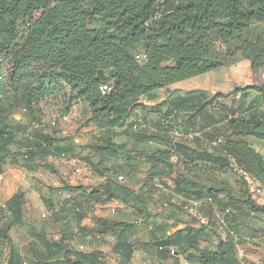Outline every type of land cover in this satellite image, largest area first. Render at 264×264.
<instances>
[{"label":"trees","instance_id":"obj_1","mask_svg":"<svg viewBox=\"0 0 264 264\" xmlns=\"http://www.w3.org/2000/svg\"><path fill=\"white\" fill-rule=\"evenodd\" d=\"M26 1L0 0V51L11 67L7 76L14 104L23 105L27 110L28 125L31 126L40 121L36 119V106L60 86L68 89L72 99L85 100L91 112L89 122L110 135L105 142L89 146L99 156L95 171L101 175L111 173L105 168L107 161L118 160L129 153L127 146L115 143L111 135L115 134L116 128H124L126 118L141 106V98L172 84L227 67L234 53L226 54L235 44L239 45L238 50L250 61L253 70L264 66V37L255 42L246 38L253 24H264V0H247V10L243 9L242 0ZM19 20L25 28L23 33ZM99 24L104 26L97 27ZM217 43L221 46L216 53ZM140 47L146 56L143 62L135 57ZM224 49L225 55L221 56ZM36 68L38 71L34 72ZM26 74L31 75L34 83L25 80L21 85V78ZM104 83L113 85L106 96L100 92ZM238 90L248 92L256 87ZM222 96L217 95L218 98ZM180 101L181 98L176 96L167 105V112L172 109L167 118L176 117ZM163 110L159 109V114ZM8 119L7 111L1 109L0 159L11 157L13 165L27 167L36 158H58L65 152L67 138L57 139V132L49 134L37 130L18 141ZM250 119V123L248 118L241 122L230 120L232 127L241 129L237 139H227L221 146L222 153L206 155V160L224 169L232 168L233 159L264 189V158L247 141L254 138L264 142V112ZM219 139L216 144L222 142H217ZM59 141L63 144L59 145ZM19 142L26 149L21 159L15 158L19 153L11 149ZM181 148L175 146V150H159L152 155L150 176L165 177L164 167L170 166L174 152ZM46 168L53 167L46 165ZM174 182L177 194L186 200H201L195 196L197 187L194 183L178 178ZM146 190L137 193L109 178L100 191L89 193V197L102 202L120 200L142 214L147 213L151 202ZM26 201L25 193L17 192L0 207V248L8 249V264H107L106 254L101 251L75 250L69 243L73 235L69 239L63 236L59 240H50L38 233L36 243L30 246V256H23L10 231L22 223ZM246 206L250 213L264 215V204L247 201ZM8 218H11L10 222ZM203 230L185 228L170 237L166 244L175 246L179 244L178 240H186L195 251L187 256L189 262L241 264L235 239L220 240L215 251L199 247Z\"/></svg>","mask_w":264,"mask_h":264},{"label":"rangeland","instance_id":"obj_2","mask_svg":"<svg viewBox=\"0 0 264 264\" xmlns=\"http://www.w3.org/2000/svg\"><path fill=\"white\" fill-rule=\"evenodd\" d=\"M29 1L27 0L26 3ZM241 3L243 9L247 10V0H242ZM18 23L20 31L23 33L25 28L22 20H19ZM103 26L99 24L97 27ZM263 37V23L253 24L246 34V38L251 42ZM220 46L217 43V47L214 49L216 53ZM238 48L239 45L235 44L226 54L234 53V57L231 58L227 67L192 78L182 84H176L174 93L181 98V101L177 104L179 111L173 120H168L166 117L169 112L171 113L172 109L168 110V112L164 109V112L159 114L161 118L157 125L139 130V127L135 128L137 123L140 124L139 121L131 120V116L126 118L123 127L126 130H130L131 134L134 135L143 133L145 130L157 133L152 130V127H157L160 132L166 130L167 126L178 131V134H159L164 140L166 139L164 147L167 149L175 150V146L182 147L181 150L178 149L174 152L170 166L164 167L167 175L161 179L150 176V169L153 166L151 156L158 152L153 147L147 148L146 152L139 151L132 152L126 156L122 155L120 159L122 158V160L129 162L133 161L134 167L129 170L130 172L125 170L123 173L115 172L113 175V179L116 182L128 187L134 186V179H138V189L135 191L140 193L141 189H148L146 193L150 196L151 202L154 199L152 195L159 192L160 198L159 200L155 199V208L159 204L169 203L167 207H164L165 215H169L168 212H171L173 206H176V203L173 202L175 196L172 190L176 192L174 181L177 178L186 179L194 183L197 187L195 196L201 198V200L213 196L215 199L213 206L202 204L198 208L202 215L209 217L206 222L210 233L214 232V236H218L216 240H213V236L206 232V228H204V235L200 237V242L203 245L207 242L209 244H206L207 248L212 251L217 249L219 241L226 234H228L229 240H237L234 243L235 248L245 244L241 240L242 237L257 236L260 238L259 242L264 241V215H257L254 223L258 225V228H252L249 225V213H247L249 210L246 206L247 201L264 204V189L250 175H247L233 159L231 160L232 168L225 167L224 169H220L206 160V155L221 154V146L227 139H237V132L241 129H237V126L232 127L230 120L238 119L241 122L248 118L250 123V117L264 112V66L258 68V70H253L250 61L243 56ZM142 49L140 47L137 54L142 53ZM220 55H225V49ZM5 68L9 72L11 71L8 60L0 51V71ZM33 71L36 72L38 69L36 68ZM25 80L34 83V79L29 74L22 76L21 85H23ZM246 86H254L256 90L248 92L237 91V89H242ZM3 88L6 89L7 94L0 101V111L3 109L7 113L10 112V115L25 117L27 114L23 112V105L21 107L14 104L8 76L6 82L3 85L0 84V90ZM217 95L223 96L218 98ZM64 114L68 116V120L60 121L59 116ZM36 117V119L43 120L46 123L57 119L58 124L56 127L47 128L50 133L67 132L66 144L63 149L69 153V156L63 158L60 155L58 160H63L62 162H64L66 169L69 170L70 175L74 174L75 165L73 166V164H83L85 162L87 157L85 152L90 145L105 142L109 138L102 135L106 133L105 131H99L95 125L89 122L91 112L88 103L85 100L72 99L65 86L58 87L47 99L36 106ZM10 119L16 121L13 116ZM239 125L241 124L239 123ZM121 129V127L116 128L114 135H121ZM170 129L168 130L171 131ZM190 134H195V136L190 137ZM218 138H221L222 142L216 144ZM18 141L22 140L19 139ZM172 144L174 145L172 146ZM166 148L162 151H165ZM256 148L259 149V153L264 158V144L262 147ZM49 164L47 159H35L34 165L37 168H42L40 172L42 174L46 172L49 175L46 178L35 176L34 179H29L28 175L24 176L26 172L22 167L12 164L11 157L0 159V207H3L7 199L18 190L25 193L27 200L24 206L22 223L13 226L10 231L17 250L26 257L30 256V246L36 243V234H44L50 240H54L56 236L58 239L63 236L69 239L72 236L67 227H70V231H76L78 228L76 219H79L82 212L85 213L86 210L89 211V209L93 208L92 202L96 205L102 202L95 197H89V193L100 191L101 184L99 182L87 181L85 177L75 181L67 177L65 179L64 174L63 177L60 176L59 167L52 164V170L46 169V165ZM93 168L96 170L95 166ZM51 174H56L59 177L52 179ZM93 175L90 176V179H95ZM121 177H123V180ZM158 181L164 184L166 191H158L159 188L155 187ZM259 188L262 189L261 194L256 191ZM82 194L85 197L88 195L91 201L85 200L86 203L88 202L86 205H84V202H77L79 203L77 205L74 201H78ZM127 207L131 206L127 205ZM177 207L180 209L177 224L184 221L181 216L183 213L190 218L192 217L190 206H187L186 202L177 205ZM77 208L81 211L84 208V210L80 212ZM228 209L230 212L227 216L226 233H220L216 229V214L225 213ZM54 212L57 216H55ZM135 214L139 216L145 213L141 214L135 209ZM237 218L242 220L241 223H238ZM10 221L11 218H8V222ZM236 223L238 226L234 225ZM230 231L235 232L237 237L231 234ZM104 234V228L101 227L96 230V235L102 237ZM206 236H209V239L205 238ZM80 237V235H77V239L74 240L75 243H72L73 239L69 243L75 250L86 251L84 247L81 249V244H92L93 239L88 238L87 235L84 243ZM239 239L241 242H238ZM258 245L263 246L261 243ZM0 253L3 254V256L0 254V264H8V249L3 246L0 248ZM241 254L243 256L239 260L243 264L246 258V251H242Z\"/></svg>","mask_w":264,"mask_h":264},{"label":"crops","instance_id":"obj_3","mask_svg":"<svg viewBox=\"0 0 264 264\" xmlns=\"http://www.w3.org/2000/svg\"><path fill=\"white\" fill-rule=\"evenodd\" d=\"M186 81L179 83L182 84ZM179 83H175L168 87L162 88L155 93L140 99L139 103L141 104V106L136 108L131 116V120L140 122V124L137 123L135 125V128L139 127V130H143L151 128V126L157 125L159 123L161 117L159 116L158 110L167 108V105L174 100V98L177 96L174 93L176 84ZM9 113H7V116H9L7 123H9V125L11 126V130L17 136L18 140H21L22 137L29 136L34 132H38L28 125L27 116L22 117L21 115H10ZM11 116L15 117L16 121L10 119ZM63 117L66 118L65 121L68 120V116H66L65 114L59 116V120L62 121ZM173 119L168 118V120ZM166 129H170V127L167 126ZM152 130L157 133H151L145 130L143 131V133H137L136 135H134L131 134L130 130H126V128H123L121 129V131L123 132L121 135L118 136L113 134L111 135V138H114L113 141L115 143L127 146L129 153L124 154L126 156L130 155L132 152H146L147 148L149 147H153V149L156 151L163 150L164 148H166L164 147L166 139L164 140V138L160 137L159 134H178V131L172 128L170 129L171 131L164 130L163 132H160L157 127H152ZM99 131L102 132L101 129H99ZM49 134L51 133L49 132ZM102 135L110 137V135L107 133H104ZM97 136H99V134H97ZM151 137H155V139H152ZM56 138L59 140L66 139L67 132H57ZM247 141L251 145H253V148L258 152L259 149H257L256 147H262L264 144V142L256 140L254 138H248ZM19 144L12 146L11 149L13 152L19 153L15 158L19 156L18 159H21L22 154L26 152V149ZM58 144L62 145L63 142L59 141ZM173 145L174 144H172V146ZM14 147L15 149L13 150ZM85 153H87V157L85 158V162L83 164H87L88 166H90L95 174L93 175L95 179H90V177L83 176L87 181H95L103 185L109 178L113 179V175L115 172L123 173L125 170L129 171L134 167L133 161H125L122 160V158L118 160L107 161L105 163V168H107L111 173L101 175L97 173L93 168V166L99 163V156L90 149H87ZM45 159L49 161V165L52 166L53 164L54 166L59 167V174L61 177L65 175V179L67 177L72 181L83 178L81 176H76L75 174L70 175L69 170L66 169L65 165L63 164L64 162H62L63 160H58L59 158H54L52 156H48ZM22 169H24L26 172L24 176L28 175L29 179H34L35 176H38L39 178H46L49 175L46 172H43L42 174L40 172L42 168H37L34 165V162L30 163L27 167H22ZM51 177L52 179H56L59 176H57L56 174H51ZM137 181L138 179H134L135 185L129 186V188L137 190ZM155 187L159 188L158 191H166L164 188V184L160 183L159 181L155 184ZM17 192H19V190L14 194H16ZM172 193L175 196L173 198V202L176 203V206H173L171 212L169 211L170 213L168 212L169 215L164 214V207H167L169 203L166 202L164 203V205L159 204L157 205V208H155L154 202L155 199L159 200V192H156L152 195L154 199L153 202L149 204L147 213H145L144 215L138 214L139 216L135 214V209L127 207V205L120 200L101 202L97 205L92 202L91 205H94V207L89 209V211L86 210L85 213L82 212L84 208H82V211L77 208V210L82 212V214L79 216V219H76L78 227L77 230L70 231V227H67L70 234L73 235L72 243H75L74 240L77 239V235H80L81 241L85 243L86 236L88 235V238L93 239V243L81 244V247H84L86 251H101L105 253L107 264H198L189 262L187 260V256L191 253H195V251L186 240H178L179 244L175 246H168L166 244V241L170 237L175 236L179 231L185 229V227H193L195 229L206 228L205 231L210 233V229L208 228L206 222L207 220H209V217L204 214L202 215L201 211L196 210V213L192 214L191 218L183 213L181 216L184 221L177 224V218L179 216L178 212L180 210L177 205L186 202L187 206L191 207V204L183 196L177 194L173 190ZM84 194L81 195L78 201H74L77 205H79V203L77 202H84V205H86L88 202L86 203L85 200H88L89 202L91 201L88 198V195H86L85 197ZM247 213H249V225L252 228H258V225L254 223L258 214H253L249 211ZM54 214L55 216H57L55 212ZM237 219L238 223H241L242 220H239V218ZM114 225L118 226L115 227ZM234 225L238 226L237 223ZM101 227L105 229V234L102 235V237L96 235V230ZM230 233L237 237L235 232L230 231ZM211 235L213 236V240H216V238H218V236H214V232ZM227 236L228 234H226V236H223V239L221 240L228 238ZM250 237L241 238V240L244 241L245 244L236 248L237 257L240 259L241 256H243L241 252L246 251V258L244 259L243 264H264V241L262 240L263 242H259L260 238H258L257 236ZM205 238L209 239V236H206ZM54 240L59 239L56 236ZM257 243H261L263 244V246H260ZM204 244L205 245L200 242L199 247L207 248V245H209L207 242H205ZM172 248H175L177 250L174 256L170 254ZM250 248H252V250H250Z\"/></svg>","mask_w":264,"mask_h":264},{"label":"built area","instance_id":"obj_4","mask_svg":"<svg viewBox=\"0 0 264 264\" xmlns=\"http://www.w3.org/2000/svg\"><path fill=\"white\" fill-rule=\"evenodd\" d=\"M136 60L137 61H140V62H143L145 61L146 59V56L144 55V53H139L137 54L136 56ZM7 75H8V71L7 69L5 68L4 70H1L0 71V84L3 85L5 82H6V79H7ZM113 89V85L111 83H104L101 85L100 87V92H101V95L102 96H106L108 94L111 93ZM7 92H6V89L3 88L2 90H0V101H2L5 96H6ZM23 112L24 113H27V110L24 108L23 109ZM66 118L63 117V120H65ZM57 119H54L52 122L50 123H46L45 121L43 120H40V121H35L31 124V127L32 129L34 130H41V131H44L45 133H49L48 131V127H56L57 126ZM195 134H190V137H194ZM221 140L219 139L217 142H220ZM63 158H67L69 156L68 153L64 152L62 153L61 155ZM75 165V168H74V174L76 176H85V177H90L91 175L94 174V171L93 169L88 166L87 164H73V166ZM121 179L123 180V177H121ZM258 193H262V189L259 188L256 190ZM188 202L191 204V207H190V214H194L196 213V210H198L199 207L202 206V204H206L208 206H213L215 204V201L213 200L212 197H207L203 200H199V199H191V200H188ZM230 210H226L225 213H217L216 214V219H217V230L220 232V233H226V228H227V216L229 214ZM83 247H81L82 249ZM176 249L175 248H172L171 251H170V254L172 256H174L176 254Z\"/></svg>","mask_w":264,"mask_h":264},{"label":"water","instance_id":"obj_5","mask_svg":"<svg viewBox=\"0 0 264 264\" xmlns=\"http://www.w3.org/2000/svg\"><path fill=\"white\" fill-rule=\"evenodd\" d=\"M150 27H151V25H150ZM232 121L235 122V119H232ZM250 122H251V121H250ZM238 242H241V240L239 239Z\"/></svg>","mask_w":264,"mask_h":264}]
</instances>
